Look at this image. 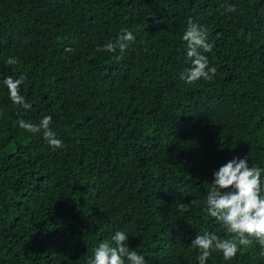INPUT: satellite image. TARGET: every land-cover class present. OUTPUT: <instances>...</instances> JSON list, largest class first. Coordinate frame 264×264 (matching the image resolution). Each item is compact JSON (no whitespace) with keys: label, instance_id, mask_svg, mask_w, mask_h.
<instances>
[{"label":"trees","instance_id":"trees-1","mask_svg":"<svg viewBox=\"0 0 264 264\" xmlns=\"http://www.w3.org/2000/svg\"><path fill=\"white\" fill-rule=\"evenodd\" d=\"M189 18L212 81L180 79ZM21 75L28 109L2 84ZM45 116L62 148L17 124ZM234 157L264 168V0H0V264H88L116 231L146 264H199L198 234L232 235L202 210ZM252 241L206 264H264Z\"/></svg>","mask_w":264,"mask_h":264},{"label":"clouds","instance_id":"clouds-1","mask_svg":"<svg viewBox=\"0 0 264 264\" xmlns=\"http://www.w3.org/2000/svg\"><path fill=\"white\" fill-rule=\"evenodd\" d=\"M226 11L234 12L235 6H229ZM210 33L206 26L196 22L193 18L187 20V27L182 35L187 46V60L191 66L180 74V79L191 85L201 79L212 81L217 69L209 65L208 57L204 53L211 52L213 45L209 43ZM136 36L132 31H125L113 42L106 43L97 51L114 52L117 49L124 53L129 45L135 42ZM18 58L9 57L6 64L14 66ZM25 77L8 76L2 84L8 89V95L14 105L25 109L31 107L20 94V86ZM18 126L32 134L42 133L45 143L53 150L62 148L63 141L51 130V117H43L39 123H32L20 119ZM264 168L248 165V157L233 158L213 173V181L207 192L203 212L205 219L213 218L225 230L232 234L230 239H222L215 233L198 234L191 247L198 249L199 264H206L213 252L222 253L225 260L234 257L242 246L250 245L255 238L261 246L260 255L264 256V196L261 194V177ZM199 206V201L192 200L189 204L180 203L179 209L185 212ZM146 264L145 257L135 250H130L128 233L116 231L111 242H101L93 249V256L88 264Z\"/></svg>","mask_w":264,"mask_h":264}]
</instances>
